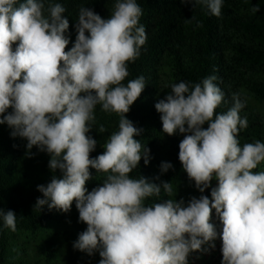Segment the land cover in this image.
<instances>
[{"label": "clouds", "instance_id": "obj_1", "mask_svg": "<svg viewBox=\"0 0 264 264\" xmlns=\"http://www.w3.org/2000/svg\"><path fill=\"white\" fill-rule=\"evenodd\" d=\"M180 2L205 4L219 17L223 0ZM47 13L42 0H0V124L25 138L28 150L35 146L47 152L49 168L62 173L37 186L43 198L35 206L68 212L75 201L79 221L87 228L73 247L89 255L99 250V264H188L191 252L217 238L210 222L215 209L222 223V264H264V171H253L264 162V143L240 146L237 136L248 121L239 115L245 106L239 95H233L226 113L217 115L224 93L211 76L191 88L183 81L174 83L155 104L163 132L185 134L178 158L189 180L201 193L214 177L218 187L211 200L201 195L186 206L183 199L148 206L146 198L161 189L171 196L173 186L129 177L142 157L149 163L150 151L142 153L134 139L142 130L126 118L145 88L144 77L123 83L128 63L147 39L145 28L137 27L140 6L136 0H118L107 19L82 7L70 51L65 50V8L49 5ZM97 104L120 116L119 130L105 151L91 158L97 141L88 133ZM172 167L160 165L162 173ZM90 168L110 174L89 192ZM0 216L5 227L16 230L14 211L0 209Z\"/></svg>", "mask_w": 264, "mask_h": 264}, {"label": "trees", "instance_id": "obj_2", "mask_svg": "<svg viewBox=\"0 0 264 264\" xmlns=\"http://www.w3.org/2000/svg\"><path fill=\"white\" fill-rule=\"evenodd\" d=\"M25 0H18V4ZM45 15L49 5L61 4L63 16L69 21L64 33L70 51L76 39L75 25L82 7L89 8L102 18H109L118 0H42ZM142 10L137 27L143 26L147 39L135 61L128 63L129 75L125 86L133 79L144 77L145 88L126 114L134 127L142 130L134 139L143 149H149V163L142 157L129 173L132 179L145 178L161 184L171 182V196L161 189L159 195L146 198L150 206L168 199H183L185 206L192 197L201 195L211 200V185L201 193L189 180L179 161V143L184 134L169 136L163 132L161 114L155 104L171 91V85L181 81L193 87L205 78L214 81L224 93L217 115L233 106L238 94L245 106L239 115L247 118L248 127L241 129L237 139L245 143H264V0H223L219 17L210 13L205 4L181 3L180 0H136ZM259 11H255V8ZM198 24L200 26H198ZM15 44L13 48H15ZM12 111L11 108L5 113ZM95 120L88 133L97 141L90 157L105 151L110 136L119 130L120 116L105 112L97 104ZM105 131L100 133L98 129ZM207 123L203 126L207 128ZM6 123L0 124V209L16 214V230L5 227L0 216V264H99V250L92 255L73 247L87 225L79 221L73 201L71 209L63 212L36 207L43 198L38 185H47L53 176L62 178L60 170L49 168L50 155L37 147L28 150L27 140ZM169 162L172 168L162 173L160 165ZM254 172L256 169L253 170ZM91 179L86 182L92 191L110 173L90 168ZM159 177V179H156ZM211 184V183H210Z\"/></svg>", "mask_w": 264, "mask_h": 264}, {"label": "crops", "instance_id": "obj_3", "mask_svg": "<svg viewBox=\"0 0 264 264\" xmlns=\"http://www.w3.org/2000/svg\"><path fill=\"white\" fill-rule=\"evenodd\" d=\"M264 171V162H261L255 172ZM211 191L213 188L218 187V180L214 177L211 181ZM211 223L216 227L217 238L214 241L204 243L201 250L191 252L188 257V264H222V223L216 214L215 209L212 210Z\"/></svg>", "mask_w": 264, "mask_h": 264}, {"label": "rangeland", "instance_id": "obj_4", "mask_svg": "<svg viewBox=\"0 0 264 264\" xmlns=\"http://www.w3.org/2000/svg\"><path fill=\"white\" fill-rule=\"evenodd\" d=\"M185 135V134H184Z\"/></svg>", "mask_w": 264, "mask_h": 264}]
</instances>
